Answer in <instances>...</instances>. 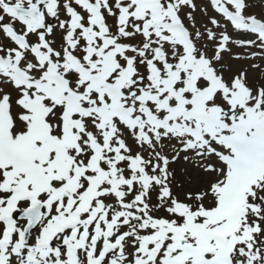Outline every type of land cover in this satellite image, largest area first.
<instances>
[{"label":"snow or ice","instance_id":"obj_1","mask_svg":"<svg viewBox=\"0 0 264 264\" xmlns=\"http://www.w3.org/2000/svg\"><path fill=\"white\" fill-rule=\"evenodd\" d=\"M0 264H264V0H0Z\"/></svg>","mask_w":264,"mask_h":264}]
</instances>
